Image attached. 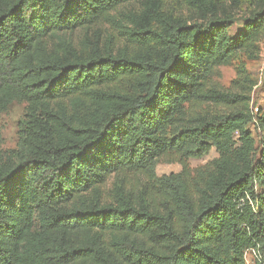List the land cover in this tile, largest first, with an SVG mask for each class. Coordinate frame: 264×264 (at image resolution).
<instances>
[{
  "label": "trees",
  "instance_id": "1",
  "mask_svg": "<svg viewBox=\"0 0 264 264\" xmlns=\"http://www.w3.org/2000/svg\"><path fill=\"white\" fill-rule=\"evenodd\" d=\"M133 1L0 0V115L26 104L0 151V264H264V113L258 156L249 111L206 110L232 101L208 80L257 53L264 0L236 36L242 0L115 13Z\"/></svg>",
  "mask_w": 264,
  "mask_h": 264
},
{
  "label": "rangeland",
  "instance_id": "2",
  "mask_svg": "<svg viewBox=\"0 0 264 264\" xmlns=\"http://www.w3.org/2000/svg\"><path fill=\"white\" fill-rule=\"evenodd\" d=\"M176 14H178V0H168V4ZM140 1L136 0L125 4L120 11H129L138 9ZM234 16V23L229 33L236 36L239 30L243 29L244 18L249 15L247 0H242V7L238 9ZM106 32L113 30L108 25L105 27ZM79 32L75 36H78ZM257 53L253 57H248L245 53L240 52L234 56L228 64L219 65L214 68L212 75L208 80V87L216 89L223 93L232 95V101L226 105H216L214 102L207 103L208 111L229 112L230 110L249 111L253 115V121L248 127L252 131V136L257 141V153L260 155L259 139L261 130L258 122L259 116L264 113V40L258 43ZM25 106L23 102H13L9 108L0 115V151L7 155L16 148L19 138V122L25 115ZM219 156L215 148L202 158H192L190 164L192 168H200L208 162ZM182 169L179 163H170L165 159H160L156 164V173L158 176L178 173ZM259 192L261 189L258 187ZM247 264H257V253L249 251L246 253Z\"/></svg>",
  "mask_w": 264,
  "mask_h": 264
},
{
  "label": "built area",
  "instance_id": "3",
  "mask_svg": "<svg viewBox=\"0 0 264 264\" xmlns=\"http://www.w3.org/2000/svg\"><path fill=\"white\" fill-rule=\"evenodd\" d=\"M249 251H254L255 254L257 253V260L260 261V255H259V252H258L256 249H250V250H248L247 252H249ZM247 252H246V253H247ZM246 262H247V260H246Z\"/></svg>",
  "mask_w": 264,
  "mask_h": 264
}]
</instances>
